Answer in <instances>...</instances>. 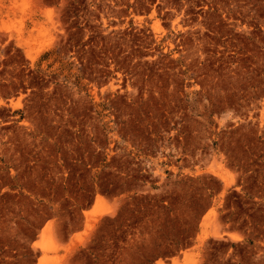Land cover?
Returning <instances> with one entry per match:
<instances>
[{
  "label": "rangeland",
  "instance_id": "rangeland-1",
  "mask_svg": "<svg viewBox=\"0 0 264 264\" xmlns=\"http://www.w3.org/2000/svg\"><path fill=\"white\" fill-rule=\"evenodd\" d=\"M0 264H264V0H0Z\"/></svg>",
  "mask_w": 264,
  "mask_h": 264
},
{
  "label": "crops",
  "instance_id": "crops-1",
  "mask_svg": "<svg viewBox=\"0 0 264 264\" xmlns=\"http://www.w3.org/2000/svg\"><path fill=\"white\" fill-rule=\"evenodd\" d=\"M228 234L230 235V234H234V233H228ZM231 236H232V235H231ZM232 237H234V236H232Z\"/></svg>",
  "mask_w": 264,
  "mask_h": 264
}]
</instances>
